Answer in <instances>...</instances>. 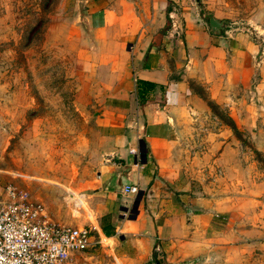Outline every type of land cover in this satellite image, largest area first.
Returning <instances> with one entry per match:
<instances>
[{"label":"crops","instance_id":"obj_1","mask_svg":"<svg viewBox=\"0 0 264 264\" xmlns=\"http://www.w3.org/2000/svg\"><path fill=\"white\" fill-rule=\"evenodd\" d=\"M80 2L102 139L80 195L105 239L127 231L152 264H264V45L213 27L212 0Z\"/></svg>","mask_w":264,"mask_h":264},{"label":"rangeland","instance_id":"obj_2","mask_svg":"<svg viewBox=\"0 0 264 264\" xmlns=\"http://www.w3.org/2000/svg\"><path fill=\"white\" fill-rule=\"evenodd\" d=\"M212 2L210 14L222 26L245 30L264 45V0ZM80 3L0 0V199L8 184L15 185L45 202L52 220L73 226L92 225L94 217L98 219L88 198L80 194L88 190L87 179L95 174L102 147L93 119L96 86L78 58L90 34L80 18ZM215 110L228 130L252 146L241 131L230 129L223 110ZM254 155L264 164L262 152ZM123 235L107 240L104 234L78 264L157 260V253L145 251L134 235Z\"/></svg>","mask_w":264,"mask_h":264},{"label":"built area","instance_id":"obj_3","mask_svg":"<svg viewBox=\"0 0 264 264\" xmlns=\"http://www.w3.org/2000/svg\"><path fill=\"white\" fill-rule=\"evenodd\" d=\"M123 193L137 194L125 183ZM99 237L97 236V234ZM96 224L65 225L52 220L45 202L8 184L0 199V264H78L87 249L103 241Z\"/></svg>","mask_w":264,"mask_h":264},{"label":"trees","instance_id":"obj_4","mask_svg":"<svg viewBox=\"0 0 264 264\" xmlns=\"http://www.w3.org/2000/svg\"><path fill=\"white\" fill-rule=\"evenodd\" d=\"M140 86L148 87V88H154L155 84L151 83V82H148V81L140 80L139 81V88H140ZM139 88H138V90H140ZM102 230H103L104 234H106L107 236L113 235L112 232L108 228H106L105 226H102Z\"/></svg>","mask_w":264,"mask_h":264},{"label":"water","instance_id":"obj_5","mask_svg":"<svg viewBox=\"0 0 264 264\" xmlns=\"http://www.w3.org/2000/svg\"><path fill=\"white\" fill-rule=\"evenodd\" d=\"M210 24H211L213 27H216V28H220V27H221V22L215 20L214 18H211V19H210Z\"/></svg>","mask_w":264,"mask_h":264}]
</instances>
